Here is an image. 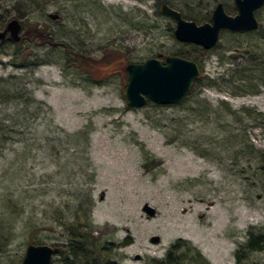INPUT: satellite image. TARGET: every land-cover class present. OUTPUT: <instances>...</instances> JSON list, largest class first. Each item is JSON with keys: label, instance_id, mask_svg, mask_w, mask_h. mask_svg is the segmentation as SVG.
<instances>
[{"label": "rangeland", "instance_id": "obj_1", "mask_svg": "<svg viewBox=\"0 0 264 264\" xmlns=\"http://www.w3.org/2000/svg\"><path fill=\"white\" fill-rule=\"evenodd\" d=\"M166 1L196 24L218 2L236 14L234 0ZM159 8L0 0V29L22 27L0 41V264L30 242L65 250L72 222L108 264H159L172 245L171 264H236L248 231L264 234V4L256 30L222 29L209 50L178 41ZM169 55L201 69L185 99L130 107L125 65ZM244 262L264 264V248Z\"/></svg>", "mask_w": 264, "mask_h": 264}, {"label": "water", "instance_id": "obj_2", "mask_svg": "<svg viewBox=\"0 0 264 264\" xmlns=\"http://www.w3.org/2000/svg\"><path fill=\"white\" fill-rule=\"evenodd\" d=\"M237 13L228 15L222 3L218 2L212 10L211 21L196 24L184 19L180 12L166 3L161 5V13L175 21L174 37L183 43H194L203 49L213 48L222 29L242 32L255 30L258 22L254 11L264 4V0H234ZM55 18V15H50ZM21 25L17 19L7 22L0 30V41L8 33L13 42L20 41ZM124 71L127 81L123 95L130 107H140L149 99L159 104H172L181 101L197 79L200 69L192 60L177 55L165 57L164 62L150 57L143 62H128ZM142 210L149 216L156 213V208L148 202L142 204ZM151 240L157 242L158 235H152ZM60 247L46 243H28L20 264H51L54 255ZM139 255H135L138 258Z\"/></svg>", "mask_w": 264, "mask_h": 264}, {"label": "trees", "instance_id": "obj_3", "mask_svg": "<svg viewBox=\"0 0 264 264\" xmlns=\"http://www.w3.org/2000/svg\"><path fill=\"white\" fill-rule=\"evenodd\" d=\"M166 3V0H160V8L161 11V5ZM168 5V4H167ZM159 11V13H160ZM183 17V16H182ZM6 18V16L2 15V19ZM2 28V26H1ZM43 38H49L47 34L45 36H42ZM48 42H51V39H47ZM20 42V41H19ZM18 43V42H16ZM64 48L65 53L70 54V48L66 46L64 43H58ZM199 50H203L199 47V45H195ZM75 54V53H74ZM80 55H75L72 57L75 61L79 63V67L83 66V62L80 59ZM88 72V71H87ZM89 73V72H88ZM185 99V97L174 104H179ZM151 101L149 99L146 100ZM153 105L155 106H164L165 104H159L156 102H153ZM3 222V221H2ZM66 231L68 234V242L66 244V249H61L58 252L60 254L59 263L56 264H108L107 262H104L102 259L99 258V256L93 255L90 253L91 251V235L88 232L80 230V226L76 223L72 222L66 226ZM10 232L9 228L3 230L2 234L7 235ZM264 248V234L259 231H253L249 230L247 233V239L240 243L238 247L235 249L234 256L236 260V264H245L244 259L247 254L257 251ZM176 251V247L172 245L166 252V256L158 261L159 264H171L175 260L174 253Z\"/></svg>", "mask_w": 264, "mask_h": 264}, {"label": "flooded vegetation", "instance_id": "obj_4", "mask_svg": "<svg viewBox=\"0 0 264 264\" xmlns=\"http://www.w3.org/2000/svg\"><path fill=\"white\" fill-rule=\"evenodd\" d=\"M169 6V5H168ZM263 6V5H262ZM261 6V7H262ZM260 7V8H261ZM257 10H259V8L258 9H256L255 11H254V16H255V12L257 11ZM236 13H237V11H236ZM181 14V13H180ZM229 15V14H228ZM182 16V15H181ZM231 16H233V15H231ZM21 25V24H20ZM6 26V25H5ZM5 26L3 27V28H1L0 30H2V29H4L5 28ZM21 29H22V27H21ZM256 30V29H255ZM227 31H229V30H227ZM251 31H253V30H251ZM21 32V31H20ZM230 32H233V31H230ZM242 32H249V31H242ZM7 37H9L10 38V36H9V34L7 33L6 34V37H5V39L7 38ZM4 40V39H3ZM200 69V68H199ZM200 74H201V69H200V73H199V75H198V77L197 78H199V76H200Z\"/></svg>", "mask_w": 264, "mask_h": 264}, {"label": "bare ground", "instance_id": "obj_5", "mask_svg": "<svg viewBox=\"0 0 264 264\" xmlns=\"http://www.w3.org/2000/svg\"><path fill=\"white\" fill-rule=\"evenodd\" d=\"M205 23V22H204ZM192 44H194V43H192ZM198 45V44H197ZM200 46V45H199ZM201 47V46H200Z\"/></svg>", "mask_w": 264, "mask_h": 264}]
</instances>
